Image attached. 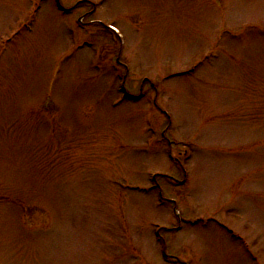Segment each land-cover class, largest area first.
Masks as SVG:
<instances>
[{
  "label": "rangeland",
  "instance_id": "1",
  "mask_svg": "<svg viewBox=\"0 0 264 264\" xmlns=\"http://www.w3.org/2000/svg\"><path fill=\"white\" fill-rule=\"evenodd\" d=\"M0 264H264V0H0Z\"/></svg>",
  "mask_w": 264,
  "mask_h": 264
}]
</instances>
